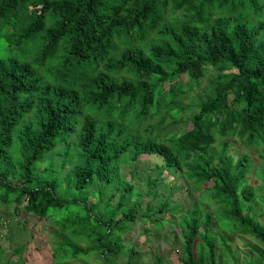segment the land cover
I'll return each instance as SVG.
<instances>
[{"label": "trees", "instance_id": "trees-1", "mask_svg": "<svg viewBox=\"0 0 264 264\" xmlns=\"http://www.w3.org/2000/svg\"><path fill=\"white\" fill-rule=\"evenodd\" d=\"M4 47L13 54L0 51V202L68 233L53 262L125 255L131 264L138 254L123 235L139 220L180 230L181 264H218V243L238 264L213 219L264 249L252 157L228 151L231 139L254 149L264 188V0H0ZM208 70L200 101L184 104ZM182 75L193 82L186 90ZM179 122L190 129L160 135ZM146 156L163 166L144 170L143 208L122 168L134 165L136 176ZM162 167L193 189L211 183L214 210L198 203L182 214L171 207L173 184L154 204ZM151 264L165 263L155 254Z\"/></svg>", "mask_w": 264, "mask_h": 264}, {"label": "rangeland", "instance_id": "rangeland-1", "mask_svg": "<svg viewBox=\"0 0 264 264\" xmlns=\"http://www.w3.org/2000/svg\"><path fill=\"white\" fill-rule=\"evenodd\" d=\"M9 50L10 49L4 47V49L0 51H3L5 55L13 54V52ZM215 73L214 70H208L206 76L200 81L199 85H193V90L184 97L182 100L183 103H191L195 105L200 101L199 96L203 95L205 90L209 88ZM188 81L186 75L181 76L180 83L184 86L185 90L187 89L188 84H193V82L189 83ZM166 88L167 87H165V89ZM190 127L189 122H179L165 128L160 135L165 138L168 135L178 136L189 130ZM228 151L232 154L234 159H238L245 153L250 154L252 157L253 163L251 166V172L247 175V182L255 191V198L252 202L253 211H258L257 219L264 226V205L261 201L264 188L258 178V155L254 149L246 148L236 139H231V145ZM58 163L59 162L56 164ZM45 165L46 164H42L40 166ZM157 166H163V161L160 157L146 156L141 157L140 161L136 164V176L132 177V174L130 173L132 169H134V165L128 164L122 168V171L127 181L135 184V191L145 197L148 185L145 181L144 170L149 169V174L154 176L158 171ZM162 170V182L158 183V185L161 184V186H158L161 197L155 200L153 202L154 204L158 205L162 201L163 197L170 192L171 184H173L171 202L174 203V205L171 204V207L178 208L182 214L185 211L192 213V210L198 203L206 204L203 205L205 210H210L211 212L214 210L215 206L212 202H205L208 191L212 188L211 183L200 185V190L193 189V187H190L186 183L181 175L174 174V172L167 168L162 167ZM61 193L62 192H60V195ZM138 198L137 195L131 197L132 200ZM149 199H151V197H145L142 199L143 208L146 206ZM19 218L20 220L15 217L13 204L9 205L0 202V264H5L8 261L18 262V264H95L91 261H85L82 259L60 262L57 256H55V261L53 262V253H56V251L59 250L60 245L63 244V239L70 238L68 233H60L57 236V233L52 229L53 220H55L53 217H49L44 223L26 213L20 215ZM56 219L58 220V218ZM218 225L223 231H220ZM218 225H216V222L213 219L211 229H215V231L218 230L221 234H224L228 240L227 243L234 252L238 264H264L262 256H260L256 250L247 245L250 244L255 246L264 256V249L260 244L255 242L250 236L240 235L238 232H231L224 226L223 222H220V219ZM7 228H9L8 231L10 230L11 232L10 235L7 233ZM179 232L180 230L176 227L167 226L159 229L155 227L153 223H145L142 220L137 221L132 226V230L123 235L124 245L132 247L138 254L134 256L131 264H151L152 258L155 254L161 255L165 264H181L179 259L181 256L180 249L183 239L178 235ZM214 234L218 237L220 236L218 233ZM78 244L84 245L83 241H78ZM217 245L218 253L222 255V259L218 264H234V260L228 258L229 255L226 256L225 253L223 254L220 244L218 243ZM17 247L20 248L17 251H14ZM126 263L127 257L125 255H122L117 259V264Z\"/></svg>", "mask_w": 264, "mask_h": 264}]
</instances>
